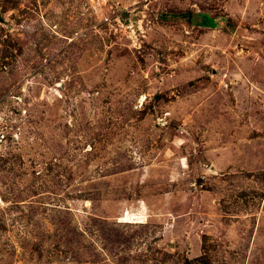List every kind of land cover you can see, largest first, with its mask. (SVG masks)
Returning a JSON list of instances; mask_svg holds the SVG:
<instances>
[{
	"label": "rangeland",
	"instance_id": "1",
	"mask_svg": "<svg viewBox=\"0 0 264 264\" xmlns=\"http://www.w3.org/2000/svg\"><path fill=\"white\" fill-rule=\"evenodd\" d=\"M0 264H264V0H0Z\"/></svg>",
	"mask_w": 264,
	"mask_h": 264
},
{
	"label": "bare ground",
	"instance_id": "2",
	"mask_svg": "<svg viewBox=\"0 0 264 264\" xmlns=\"http://www.w3.org/2000/svg\"><path fill=\"white\" fill-rule=\"evenodd\" d=\"M143 211L139 213L127 214L123 216V223H143L145 216L143 215ZM146 215V214H145Z\"/></svg>",
	"mask_w": 264,
	"mask_h": 264
},
{
	"label": "crops",
	"instance_id": "3",
	"mask_svg": "<svg viewBox=\"0 0 264 264\" xmlns=\"http://www.w3.org/2000/svg\"><path fill=\"white\" fill-rule=\"evenodd\" d=\"M213 19H214V18H213ZM206 22H207L208 24H210L209 26H214V25H216V23H218V19L215 18L213 24H211L209 20H206ZM218 24H219V23H218Z\"/></svg>",
	"mask_w": 264,
	"mask_h": 264
}]
</instances>
